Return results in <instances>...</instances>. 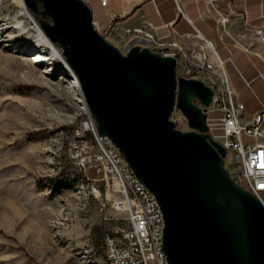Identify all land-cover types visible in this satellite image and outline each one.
<instances>
[{
  "label": "water",
  "instance_id": "water-1",
  "mask_svg": "<svg viewBox=\"0 0 264 264\" xmlns=\"http://www.w3.org/2000/svg\"><path fill=\"white\" fill-rule=\"evenodd\" d=\"M23 2L61 47L99 133L156 197L168 264H264V204L235 181L227 149L210 133L213 89L179 76L178 58L146 40L123 53L84 0ZM175 110L187 130L172 120Z\"/></svg>",
  "mask_w": 264,
  "mask_h": 264
},
{
  "label": "rangeland",
  "instance_id": "rangeland-1",
  "mask_svg": "<svg viewBox=\"0 0 264 264\" xmlns=\"http://www.w3.org/2000/svg\"><path fill=\"white\" fill-rule=\"evenodd\" d=\"M19 12L11 1L0 0V264H98L105 237L120 221L98 199H84L73 182L83 176L72 149L88 136L83 132L88 108L65 63L31 62L41 48L34 24L23 15L16 18ZM18 20L25 29L1 30ZM110 40L121 51L128 43ZM178 63L184 74L186 63ZM172 120L188 129L181 111ZM216 127L210 133L223 141L222 126ZM225 166L235 172L231 151ZM87 174L97 177L95 169Z\"/></svg>",
  "mask_w": 264,
  "mask_h": 264
},
{
  "label": "built area",
  "instance_id": "built-area-1",
  "mask_svg": "<svg viewBox=\"0 0 264 264\" xmlns=\"http://www.w3.org/2000/svg\"><path fill=\"white\" fill-rule=\"evenodd\" d=\"M84 1L89 5V0ZM107 2L101 0L103 6ZM94 25L98 30L95 21ZM102 34L122 41L114 25ZM146 38L155 41L150 35ZM133 40L143 41L136 36ZM155 43L154 48L160 49L162 55L176 56L173 43ZM129 49L130 42L123 46L122 52ZM213 52L216 55L213 45L208 43L205 49L195 50L187 59L184 58L185 74L189 75L185 77L203 80L213 89V100L207 109L208 119L210 114H220L225 139L219 142L227 152L234 153L233 178L264 204V132L260 127L264 111L256 114L250 122L243 121L245 105L237 101L236 91L228 84L221 69L222 61L216 59ZM86 112L83 132L89 137L72 149V161L83 176L79 180L74 177L73 182H76L75 188L84 199H98L101 206L108 207L120 221L105 237L104 259L98 264H168L163 248L164 215L156 197L123 163L113 143L99 133L89 110ZM242 134L254 137L255 143H245ZM90 169L96 170L97 177L91 178L87 174Z\"/></svg>",
  "mask_w": 264,
  "mask_h": 264
},
{
  "label": "crops",
  "instance_id": "crops-1",
  "mask_svg": "<svg viewBox=\"0 0 264 264\" xmlns=\"http://www.w3.org/2000/svg\"><path fill=\"white\" fill-rule=\"evenodd\" d=\"M89 5L99 32L114 25L122 42L136 36L153 48L155 41L173 43L185 59L211 43L237 101L245 105L243 121L264 111V0H108L106 6L89 0ZM219 117L212 119L220 122ZM260 127L264 132V117ZM242 140L255 143L245 134Z\"/></svg>",
  "mask_w": 264,
  "mask_h": 264
},
{
  "label": "bare ground",
  "instance_id": "bare-ground-1",
  "mask_svg": "<svg viewBox=\"0 0 264 264\" xmlns=\"http://www.w3.org/2000/svg\"><path fill=\"white\" fill-rule=\"evenodd\" d=\"M11 1V3L15 6L18 7L20 9L21 12H19L16 15V18H19L20 16H25L32 24H34V29L36 32V45L37 48L38 46L41 48L39 50H36L34 54H32V58H31V62L34 64H40L43 62V60L46 63H51L52 60H61L63 63H65L70 69L71 67L68 65L67 60L65 58V56L62 53V50L58 49L57 47V43L52 42L49 37L45 34V32L43 31V29L41 28L40 24H38L34 17H33V13L27 9L25 7V4L23 2V0H8ZM33 14H31V13ZM19 28L21 29H25V25L24 23H22L20 20L16 21L14 25L7 27L6 29H1L3 32L8 31L11 28ZM44 49V51L42 50ZM46 50L50 51L49 54H46ZM48 55V56H47ZM213 56L216 57L215 53L213 52ZM72 73L73 70L71 69ZM73 82L71 83L73 87H76L79 91V99L80 101L84 102V98L81 92V88H80V84L77 80H75V78L72 79Z\"/></svg>",
  "mask_w": 264,
  "mask_h": 264
},
{
  "label": "trees",
  "instance_id": "trees-1",
  "mask_svg": "<svg viewBox=\"0 0 264 264\" xmlns=\"http://www.w3.org/2000/svg\"><path fill=\"white\" fill-rule=\"evenodd\" d=\"M106 37L110 40L111 36L107 35ZM152 50L162 54L161 50L158 49V48H153ZM176 57L178 58V61L183 60L186 63V61L182 57V54H181V52L179 50H176ZM178 66H179V63H178ZM195 72H196V70H193V73H195ZM177 73H178L179 76H188L189 77V75H187L185 73L184 74H180L178 71H177ZM220 125L222 126V124L217 119H210L209 120L210 131L213 130L216 126L218 127ZM231 175L235 176L234 173L231 174Z\"/></svg>",
  "mask_w": 264,
  "mask_h": 264
}]
</instances>
